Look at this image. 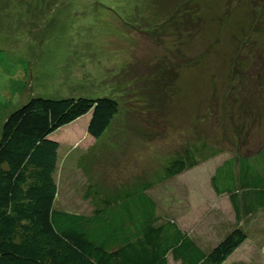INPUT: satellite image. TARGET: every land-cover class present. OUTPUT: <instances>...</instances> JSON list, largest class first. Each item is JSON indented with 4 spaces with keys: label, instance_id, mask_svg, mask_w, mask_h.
<instances>
[{
    "label": "rangeland",
    "instance_id": "obj_1",
    "mask_svg": "<svg viewBox=\"0 0 264 264\" xmlns=\"http://www.w3.org/2000/svg\"><path fill=\"white\" fill-rule=\"evenodd\" d=\"M263 11L264 0H0V130L32 96L115 99L100 137L89 113L51 134L57 206L90 213L97 193L151 185L160 214L205 251L244 228L223 264H264V208L240 199L236 215L210 184L224 159L264 151ZM192 145L198 164L164 178Z\"/></svg>",
    "mask_w": 264,
    "mask_h": 264
},
{
    "label": "trees",
    "instance_id": "obj_2",
    "mask_svg": "<svg viewBox=\"0 0 264 264\" xmlns=\"http://www.w3.org/2000/svg\"><path fill=\"white\" fill-rule=\"evenodd\" d=\"M264 12V11H263ZM171 17V16H170ZM167 19V22L171 18ZM110 97L32 96L11 111L0 130V264H223L247 238L233 226L205 251L176 217L160 214L151 185L110 198L95 194L90 213L57 206L59 142L51 134L89 113L87 133L100 137L118 112ZM186 146L165 167L171 179L198 164ZM236 215L264 208V151L224 159L210 177ZM106 196V197H105Z\"/></svg>",
    "mask_w": 264,
    "mask_h": 264
},
{
    "label": "crops",
    "instance_id": "obj_3",
    "mask_svg": "<svg viewBox=\"0 0 264 264\" xmlns=\"http://www.w3.org/2000/svg\"><path fill=\"white\" fill-rule=\"evenodd\" d=\"M212 174H213V173H212ZM176 219H178L177 216H176ZM177 221H178V220H177ZM178 223H179V222H178ZM240 246H241V245H240ZM240 246H239V247H240ZM239 247H238V248H239ZM238 248H236V250H237ZM236 250H235V251H236ZM174 262H175V261H174ZM176 263H177V262H176ZM177 264H178V263H177Z\"/></svg>",
    "mask_w": 264,
    "mask_h": 264
}]
</instances>
